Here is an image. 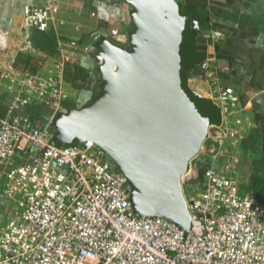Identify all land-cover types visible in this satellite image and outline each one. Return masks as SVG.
<instances>
[{"label": "built area", "instance_id": "1", "mask_svg": "<svg viewBox=\"0 0 264 264\" xmlns=\"http://www.w3.org/2000/svg\"><path fill=\"white\" fill-rule=\"evenodd\" d=\"M73 7L71 0L27 5L23 26L63 27L60 11ZM90 16L109 18L102 5ZM201 36L214 41L218 32L208 28ZM8 41L0 29V50ZM29 46L24 40L21 49ZM66 63L62 56L36 72L12 63L14 71H0V94L8 97L0 113V193L13 213L0 226V264H264V203L214 165L240 135L230 120L238 95L220 84L215 55H205L203 68L221 117L208 127L199 152L210 161L201 187L185 197L188 232L162 217L136 214L126 177L93 141L53 142V117L67 111ZM32 104L49 108L40 126L24 112Z\"/></svg>", "mask_w": 264, "mask_h": 264}, {"label": "water", "instance_id": "2", "mask_svg": "<svg viewBox=\"0 0 264 264\" xmlns=\"http://www.w3.org/2000/svg\"><path fill=\"white\" fill-rule=\"evenodd\" d=\"M124 1L132 7L131 49L99 40L100 91L88 105L58 113L55 133L61 143L91 140L101 147L126 177L136 214L188 232L182 176L221 117L209 97L188 85V72L204 67L198 24L177 0Z\"/></svg>", "mask_w": 264, "mask_h": 264}, {"label": "crops", "instance_id": "3", "mask_svg": "<svg viewBox=\"0 0 264 264\" xmlns=\"http://www.w3.org/2000/svg\"><path fill=\"white\" fill-rule=\"evenodd\" d=\"M181 12L198 24L197 49L205 55L213 53L220 67L219 82L231 87L238 95L231 122L240 129L234 145H228L225 155L214 162L216 167L237 179L239 188L252 193L264 203V0H177ZM73 8L60 11L66 21L63 27L53 26L45 31L23 26V9L27 5H44L46 0H0V29L8 34V45L0 50V71L9 68L19 53L39 61V68L49 67L56 59L66 56L68 62L84 67L90 76L88 89L67 85L68 98L63 105L78 108L92 98L98 75L95 68L98 43L102 37L112 39L121 46H128V34L132 29V7L124 0H71ZM102 5L108 19L90 16L96 6ZM76 25L79 29H76ZM214 28L218 37L214 41L204 39L201 33ZM24 40L28 49H21ZM76 42V46H70ZM14 65V64H13ZM29 71L23 65H14ZM38 68V69H39ZM204 68L195 66L188 72V85L208 97V85ZM8 97L0 94V113L4 112ZM32 104L24 109L36 125L49 118V108L41 105L43 113H33ZM65 113V112H60ZM194 159L195 178L188 185L190 193L201 187L202 168L210 161L198 153ZM192 159V160H193ZM202 166L198 168V164ZM1 188V181H0ZM11 203L0 193V226L12 216Z\"/></svg>", "mask_w": 264, "mask_h": 264}, {"label": "trees", "instance_id": "4", "mask_svg": "<svg viewBox=\"0 0 264 264\" xmlns=\"http://www.w3.org/2000/svg\"><path fill=\"white\" fill-rule=\"evenodd\" d=\"M132 29H133V25H132ZM131 29V31H132ZM112 41V39H111ZM114 43H117L118 42H115V41H112ZM98 49H99V46H97ZM127 49H131V46L128 45V46H125ZM13 64L14 65H23L27 68H29V71L30 72H36L40 66L39 64V61L37 59H34L33 57L29 56V55H26L24 53H19L17 54V56L15 57L14 61H13ZM95 71H96V74L98 75L97 77V80H96V84L94 85V88H93V93H92V98L88 101V103H86L85 105L83 106H86L88 105L89 103H91V101L94 100V98L98 95L99 91H100V87H101V83H102V79L100 78V74L98 72V64L95 68ZM64 75H65V79L67 80V82H69V84L75 88H78V89H88L90 88L89 87V83H90V76H89V73L87 72V70L80 66V65H77V64H72V63H66L65 64V68H64ZM41 105H36L34 106V109H33V113L35 115H37L38 117H41L42 116V112L40 111V109H42L40 107ZM83 106H80V107H83ZM58 115V113L53 117V120H52V123L54 125V120H55V117ZM31 117H33L31 115ZM53 142L57 145H67V144H71V143H74L76 142L73 141V142H70V143H61L59 140H58V137H57V134L55 133L54 134V138H53ZM202 166V163H199L198 164V168ZM206 168V166H205ZM205 168H202V170H204ZM203 173V171H202ZM184 191H186L188 194H190L189 191H187V188H184ZM187 194V195H188Z\"/></svg>", "mask_w": 264, "mask_h": 264}, {"label": "rangeland", "instance_id": "5", "mask_svg": "<svg viewBox=\"0 0 264 264\" xmlns=\"http://www.w3.org/2000/svg\"><path fill=\"white\" fill-rule=\"evenodd\" d=\"M197 158H199V155H197L196 156V158L195 159H197ZM194 159L193 160H190V162H189V166H191V167H193L194 166ZM189 170V169H188ZM194 178H195V175H193L192 174V172H186L183 176H182V183H183V188H186V187H188V185H190L191 184V182L194 180ZM184 194H185V197H187V192L186 191H184Z\"/></svg>", "mask_w": 264, "mask_h": 264}]
</instances>
